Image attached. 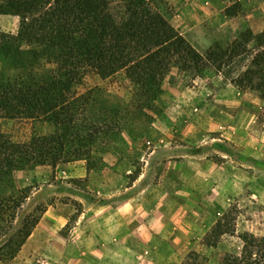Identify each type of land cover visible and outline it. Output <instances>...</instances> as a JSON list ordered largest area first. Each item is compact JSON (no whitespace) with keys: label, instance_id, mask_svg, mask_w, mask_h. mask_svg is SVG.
<instances>
[{"label":"rangeland","instance_id":"374dc122","mask_svg":"<svg viewBox=\"0 0 264 264\" xmlns=\"http://www.w3.org/2000/svg\"><path fill=\"white\" fill-rule=\"evenodd\" d=\"M186 2L188 10L178 22L203 29L210 47L224 46L246 29L264 30V0ZM170 7L173 15L179 13L177 5ZM18 28V17L0 15V32L15 34ZM196 39L199 44L203 41ZM12 64L21 65V61L14 58ZM163 83L153 112L135 113L131 84L123 72L106 79L85 76L77 90L83 104L89 101L77 110L76 130L87 140L83 150L90 160L55 167L36 165L13 173L8 188L0 185V192L19 197L0 214V264H94L100 260L104 264H181L190 253L213 264L221 254L239 250L237 235H264V100L255 92L230 86L213 70L194 78L171 69ZM0 132L15 142L36 135L59 133L70 138L75 134V138L78 134L57 126L52 118L3 119ZM188 135L195 143L190 149L197 169L192 186L184 183L190 177L184 172L183 138ZM89 139L94 141L90 144ZM107 153L117 162L114 167L126 162L129 174L122 187L113 190L112 198L103 199L104 193L93 188L89 172L108 166L103 160ZM79 167L86 170L85 176L78 175ZM21 193L27 198L22 199ZM127 199L133 200L128 211L136 214L138 224L153 211L159 212V221L151 223V237L149 223L133 232L137 225L133 221L126 228V238L102 240L103 255L80 254L79 246L90 249L93 245L76 233L75 221L84 205L126 203ZM221 217H226L235 236L224 237L214 248L203 246V237ZM89 227L86 223L80 229Z\"/></svg>","mask_w":264,"mask_h":264},{"label":"trees","instance_id":"16d2710c","mask_svg":"<svg viewBox=\"0 0 264 264\" xmlns=\"http://www.w3.org/2000/svg\"><path fill=\"white\" fill-rule=\"evenodd\" d=\"M0 15L19 19L15 34L0 32V120L52 118L78 133L15 142L0 132V185L6 188L16 171L90 160L83 150L87 140L76 130L77 110L89 101L83 104L77 90L86 75L106 79L123 72L135 113L153 112L171 69L194 78L213 70L264 100V30L246 29L224 46L214 44L201 53L173 27V12L164 0H0ZM14 58L21 65L12 64ZM16 194L0 192V214L19 201ZM226 220L216 221L203 246L214 248L235 236ZM237 239L239 250L221 254L213 264H264V235L244 232ZM209 261L190 253L181 264Z\"/></svg>","mask_w":264,"mask_h":264},{"label":"crops","instance_id":"0c3cea01","mask_svg":"<svg viewBox=\"0 0 264 264\" xmlns=\"http://www.w3.org/2000/svg\"><path fill=\"white\" fill-rule=\"evenodd\" d=\"M167 2L168 5H177L179 7V13L176 15H173L170 18V22L173 25V27L177 28L179 30V33L188 41L192 46L196 48H202L201 51H206L210 47V42L207 38H205V32L204 30H198V26L196 28L192 27L191 25H187L186 23L178 22V19L181 18L188 10V3L186 0H164ZM175 28V29H176ZM199 37L201 40H203L200 44L198 43L196 37ZM166 80V78H165ZM164 80V82H165ZM164 84V83H163ZM232 86L231 84H229ZM233 87V86H232ZM188 107L189 105L186 104ZM186 114H190L191 111L189 108L184 109ZM240 113L239 111L235 115L236 121L239 120ZM187 126H191L189 123ZM220 141L219 139H213L212 142ZM233 144L236 142H232ZM195 145L194 140L191 136H184L183 138V148L184 150V172L185 174L189 172V180L185 181L184 183L187 185L192 186L193 182V175H197V169L192 163L193 160V154L191 153L190 149ZM110 154L107 153L103 160L108 163V166H105L101 170H92L89 172V175L91 177L92 186L95 189V191L99 192L102 191L104 193L103 199H108L106 197L112 198L113 193L118 186L122 184V180L127 179V175L129 174V171L126 167H124L126 162L118 163L117 166H113L115 163L111 160ZM131 156L129 157V159ZM128 161V160H127ZM78 175L79 176H85L86 170L84 168H78ZM114 181V182H113ZM134 186V185H133ZM122 187V186H120ZM125 191L128 190V188L124 187ZM123 189V190H124ZM188 189V188H187ZM103 195V194H102ZM133 200H126V203L124 201H114L113 203H109L106 201L105 203L99 204V201H92V203H89L88 205H84L82 211L77 216V219L75 221L76 226H79L77 228L76 233L80 234V238H87V240H91L93 242V245H91L90 249H84L83 246H79V252L80 254H83L86 256L87 254L92 255H103V243L102 240L109 238L113 240L117 239H123L128 236L126 231V228H128V225L132 223L133 221L136 222L138 219H136V214L133 213L129 214L128 209L131 208V203ZM126 205V209H125ZM130 206V207H129ZM122 209V210H121ZM135 216V220L132 218ZM139 217H141L140 214L137 213ZM111 216L117 217V222L111 221ZM160 214L157 210L153 211L152 214L147 218L140 220L141 222L135 226V229H133V232H136L138 228L147 226L146 223H149V232H147V235L151 237L153 234V230L151 228V223L159 221ZM142 219V218H139ZM146 221V222H145ZM86 223L90 225L88 229H80L81 227L85 228ZM51 232H55V230H51ZM53 236V238H57V232ZM156 233V231H155ZM56 240V239H53ZM113 248H115V244H110ZM101 262H94V264H104L105 262L100 260Z\"/></svg>","mask_w":264,"mask_h":264}]
</instances>
